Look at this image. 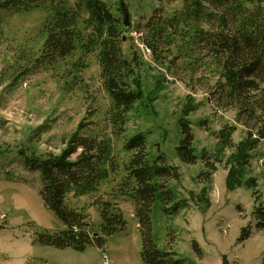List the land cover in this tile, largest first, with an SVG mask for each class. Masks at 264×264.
<instances>
[{
    "label": "rangeland",
    "instance_id": "rangeland-1",
    "mask_svg": "<svg viewBox=\"0 0 264 264\" xmlns=\"http://www.w3.org/2000/svg\"><path fill=\"white\" fill-rule=\"evenodd\" d=\"M118 3L113 0L111 5ZM123 5L129 17L123 48L134 46L137 50L141 61L138 78L144 92L143 102L128 115L125 136L146 134L149 153L153 155L158 147L179 174L177 181H168L172 201L160 198L150 212L149 236L153 244L174 252L182 264H221L222 256L228 264H262L264 230L256 229L253 211L264 205L263 145L255 151L243 174L249 182H255V202L253 190L227 189L226 161L233 151H219L214 136L234 126L232 143L243 141L244 129L236 122L235 111L216 107L209 99L207 85L198 79L202 73L190 74L183 66L184 60L170 67L167 62L155 63L145 52L142 35L137 33L154 9L162 6L170 14L180 7V1L123 0ZM45 16L40 9L12 15L0 13V264H143V240L134 205L126 197L111 195L120 177L84 195L75 188L67 193V207L86 215L92 237L104 238L101 248L89 246L77 252L33 243L37 234L58 233L63 225L44 205L39 172L24 156L59 154L81 123L86 125L80 135L107 136L117 160L126 162L130 157L122 150L124 137L114 136L107 122L111 104L95 56L87 57V68L76 87L66 84L55 72H39L13 81L8 69L16 63L20 50H38L41 43L36 35ZM180 119L190 125L194 151L214 162L209 184H205L204 177H198L206 170L202 161L188 165L177 155ZM100 201L115 204L125 222L110 236L102 233ZM172 203L174 210L167 214L165 208ZM245 227L251 234L239 242Z\"/></svg>",
    "mask_w": 264,
    "mask_h": 264
},
{
    "label": "trees",
    "instance_id": "trees-1",
    "mask_svg": "<svg viewBox=\"0 0 264 264\" xmlns=\"http://www.w3.org/2000/svg\"><path fill=\"white\" fill-rule=\"evenodd\" d=\"M172 1H180V7L170 14L162 6L154 9L137 30L142 35L140 41L155 63L167 62L170 67L182 59L190 74L200 71L198 79L207 85L210 101L218 108L235 111L236 122L244 129L243 141L232 143L234 126L214 136L219 151L226 148L233 151L226 161L227 189L253 190L256 202L255 182H249L243 174L258 147L264 148V0ZM111 2L0 0V13L12 15L35 9L46 12L36 35L40 47L27 53L20 50L16 63L8 69L13 73V81L39 72H55L66 84L73 83L76 87L81 81L80 74L87 68V57L95 56L111 104L107 122L114 136L124 137L122 150L130 155L126 162H120L109 137L80 135L86 125L80 123L59 154L24 156L39 172L44 205L63 225L58 233L37 234L33 243L77 252H84L89 246L101 248L104 238L92 237L86 215L67 207V193L75 188L84 195L120 177L111 195L126 197L134 205V217L143 240L140 252L143 264H182L174 252L158 249L149 236L152 207L160 198L172 201L168 181H177L179 174L158 147L153 155L149 153L146 134L125 136L129 113L144 100L138 78L141 61L134 46L124 50L123 36L129 28L123 25L120 0L115 6ZM178 127L181 139L177 155L188 165L202 161L206 170L198 177H204L205 184H209L213 160L194 151L187 121L180 119ZM173 204L165 208L167 214L174 210ZM98 206L104 236L124 227L122 213L115 204L100 201ZM253 216L256 229L264 230V205L256 206ZM250 234L248 227L243 228L238 241H245ZM194 248L198 253L197 247Z\"/></svg>",
    "mask_w": 264,
    "mask_h": 264
},
{
    "label": "water",
    "instance_id": "water-1",
    "mask_svg": "<svg viewBox=\"0 0 264 264\" xmlns=\"http://www.w3.org/2000/svg\"><path fill=\"white\" fill-rule=\"evenodd\" d=\"M120 7H121V10L123 13V25L125 26V28L128 29L129 28V24H128V18L129 17H128V12L123 5V0H120ZM221 264H228L225 256H222V263Z\"/></svg>",
    "mask_w": 264,
    "mask_h": 264
},
{
    "label": "built area",
    "instance_id": "built-area-1",
    "mask_svg": "<svg viewBox=\"0 0 264 264\" xmlns=\"http://www.w3.org/2000/svg\"><path fill=\"white\" fill-rule=\"evenodd\" d=\"M145 52H146L147 54H149V50H148V49H146V48H145Z\"/></svg>",
    "mask_w": 264,
    "mask_h": 264
}]
</instances>
